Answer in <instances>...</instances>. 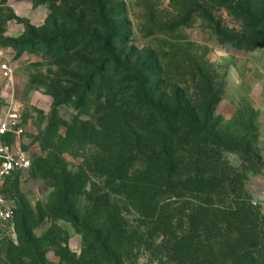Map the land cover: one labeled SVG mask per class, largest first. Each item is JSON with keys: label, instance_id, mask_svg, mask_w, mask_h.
<instances>
[{"label": "rangeland", "instance_id": "rangeland-1", "mask_svg": "<svg viewBox=\"0 0 264 264\" xmlns=\"http://www.w3.org/2000/svg\"><path fill=\"white\" fill-rule=\"evenodd\" d=\"M246 33L227 0H0V113L16 105L31 161L2 189L0 264H107L74 218L113 207L131 236L118 264H264V46ZM164 149L175 186L111 189Z\"/></svg>", "mask_w": 264, "mask_h": 264}, {"label": "trees", "instance_id": "trees-1", "mask_svg": "<svg viewBox=\"0 0 264 264\" xmlns=\"http://www.w3.org/2000/svg\"><path fill=\"white\" fill-rule=\"evenodd\" d=\"M227 2H230L235 13L243 18L244 27L247 33L244 35L242 42L247 43L248 47L264 46V0H227ZM94 4L96 6H99L100 0H94ZM96 41L98 43L100 42L103 48L108 44L107 40H103L97 37ZM143 106L152 107V101H146ZM159 155L161 157L158 158H160L161 162L156 165L155 172L153 174L151 173L152 175L150 178L149 176H147L148 174L146 176L145 174L143 176H128L126 173L127 170H125L123 171L122 175H117L115 177V180H117L118 183L111 186V189H116L115 192H120L121 189H127L130 196H140V198H145L144 196L146 195V193L148 194V190L150 189L148 187L149 184H147V179L151 182L150 186L152 187V190L153 192H155L156 196L162 190H165L168 187L175 186V184L171 185L169 183V176L173 171L171 156L168 155L166 149H164ZM130 158L126 159V161H130ZM112 166H114V163L112 164ZM123 168H125L124 163L120 164V167L118 166V172H120V170ZM10 179L11 178H9L7 181H9ZM219 180L216 177H210L205 180H195L188 178L185 181V184H189L191 186L198 185L200 187L208 188L214 186V183L218 182ZM98 201V199L95 201V206L96 204L99 206V204L97 203ZM107 202L108 194H105L104 203L107 204ZM111 213V216L101 223L99 222V220L90 217L89 219L86 218L80 220L78 216L74 218V221L77 225L83 224L80 226L81 228H86L87 232L97 226V230L98 232H100V234H97L96 236V243L100 248L101 256L104 257L107 264H118V252L123 247L124 243H128V241H131V236L127 234L124 226L125 220L119 216V214L116 212L115 207L112 208ZM154 214H156V216L158 217L162 214V212L160 211V209H156V211L154 210ZM14 223L16 227L15 215ZM187 240V238H183V240L181 241L187 245ZM181 241L180 243H182ZM78 264L90 263H88V261H84L78 262Z\"/></svg>", "mask_w": 264, "mask_h": 264}, {"label": "built area", "instance_id": "built-area-1", "mask_svg": "<svg viewBox=\"0 0 264 264\" xmlns=\"http://www.w3.org/2000/svg\"><path fill=\"white\" fill-rule=\"evenodd\" d=\"M0 75L11 78V69L7 61L0 59ZM23 128L15 104L9 101L0 113V231L12 235L15 231V206L2 192L7 180L15 174L28 171L31 166L29 155L19 147V138ZM256 204L264 209V189L254 197Z\"/></svg>", "mask_w": 264, "mask_h": 264}]
</instances>
